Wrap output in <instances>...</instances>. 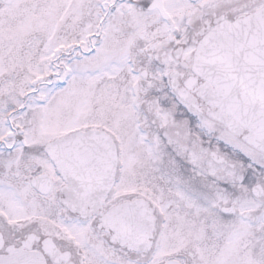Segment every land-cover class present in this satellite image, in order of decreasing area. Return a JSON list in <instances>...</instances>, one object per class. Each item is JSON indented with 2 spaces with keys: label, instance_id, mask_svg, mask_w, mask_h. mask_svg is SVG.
<instances>
[{
  "label": "snow or ice",
  "instance_id": "6c2138e0",
  "mask_svg": "<svg viewBox=\"0 0 264 264\" xmlns=\"http://www.w3.org/2000/svg\"><path fill=\"white\" fill-rule=\"evenodd\" d=\"M0 264H264V0H0Z\"/></svg>",
  "mask_w": 264,
  "mask_h": 264
}]
</instances>
